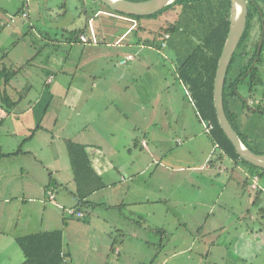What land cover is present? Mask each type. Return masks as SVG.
Segmentation results:
<instances>
[{
  "label": "crops",
  "instance_id": "1",
  "mask_svg": "<svg viewBox=\"0 0 264 264\" xmlns=\"http://www.w3.org/2000/svg\"><path fill=\"white\" fill-rule=\"evenodd\" d=\"M76 1L81 0H74V8H77ZM32 7L31 0L23 3L21 15L26 14L22 17L25 23L28 22L27 29H29L26 33L37 29L33 20L26 19L30 17ZM62 11L64 13L68 10L64 7L57 12L56 16L49 11L48 16L38 18L51 22ZM126 20L129 21L125 28L131 31H121V35L117 32L114 36V31H100L98 35L106 39L107 36L103 33L115 37L114 44L117 45L119 42L123 47L130 49L135 45V35L142 43L141 47L145 43L142 38H139L141 35L148 34L154 42L159 38L156 31L153 32L154 37L151 35V23H145L144 26L134 19L127 18ZM160 20L157 22H161ZM1 23L0 25H5ZM53 26L54 24L49 27ZM143 26H147V29L140 28ZM135 28L136 31H134ZM97 31H94V35ZM35 32H38L42 38H46V41L53 42L54 40L51 33L55 34V32L45 28L39 31L37 29ZM68 32L65 29L62 31L61 37L65 44L67 41L64 37ZM83 35L91 40L86 32ZM18 42L13 41L9 47L16 46ZM76 43L72 42L70 45ZM80 43L86 46L90 42ZM112 43L109 40L107 44ZM47 46L48 44L46 47L41 45L37 49L34 43L32 48L40 54L47 49ZM0 51H2L0 54L4 52L0 59L6 60L9 56L8 49ZM129 54L134 59V54L125 53L120 64H123V60H125L124 64L127 63ZM163 55L169 57L166 53ZM43 58L46 61L43 68L47 66L49 70L46 72L47 81L41 85L42 90L37 98L33 100L24 96V88L17 82L12 83V81H22L20 76L23 77V81L26 80L28 77L26 71L33 61L31 57V61L28 60L22 64L28 65L26 71L22 69L7 86V91L13 100L20 102L22 112L8 116L0 107V119H4L0 124V233L3 231L2 236L10 239L7 242L5 240L6 244L3 243L0 247V264H22L24 262V253L17 241L19 237L55 230L62 232L61 253L67 264H113L112 257L107 251L108 248L111 251L114 249V252L120 251L121 248L127 249L124 241L120 242L121 248L116 245L115 241L111 244L103 242V236L110 235L113 227L123 231L128 229L129 225L128 230H130L132 224L141 226V222L146 220L145 215L150 217V209L146 208L150 204L161 207L166 204L180 207L204 205L202 201H193L190 197H184L181 194V184H174L182 182L179 175L165 173L167 170L183 172L184 170L227 169V167H221L224 165L222 160H219L222 163L219 166L212 158L213 152H216L215 145L203 132L188 94H186L188 99L183 98L180 87L184 88V85L180 81H82V114H80L81 110L78 111V106L74 105L78 104L79 96L76 97L75 102H71L69 97L71 90H67L62 84L54 81L53 70L55 69L53 68L58 70L60 66L59 69H62L64 67L62 58L64 57L56 59L53 56L49 58L43 55ZM87 59L93 60L89 57ZM94 60L98 59L95 57ZM55 61L61 65L54 64ZM171 61L176 69L174 60ZM2 63L4 61L1 60L0 67ZM84 63L87 61L82 60V64ZM9 65L20 66L12 61ZM238 74L239 72L235 70L230 76L235 78ZM50 76L51 80H49ZM247 82L241 81L238 85L247 84ZM140 83L143 84L140 86ZM152 85L155 87L152 88ZM29 91L30 88L26 90L27 93ZM135 91L139 95H136ZM251 103L257 104L253 100ZM229 105L230 109L237 114L241 132L256 143H264V116L249 112L244 108L240 99L229 97ZM73 113L76 119H78V114L80 118L82 117L81 130H71ZM120 115L123 119L118 126L115 120ZM67 139L85 146L92 168L102 177L106 185L105 188L88 196L85 199L87 205L82 207H76L77 199L74 194H76L77 186L68 157ZM60 142L62 146L58 145ZM203 144H205V150ZM173 145L180 147L178 154L173 150ZM199 155L200 157L195 160ZM190 159L193 160L188 161ZM229 163L233 164L231 160ZM152 167L154 168L152 174L144 176V171ZM237 167L244 170L245 176L248 173L251 175L246 166L238 164ZM212 176L215 177V175ZM220 177L200 175L193 181L209 178L212 185ZM228 180H224V186L238 182L232 177ZM260 180L261 176H257L258 188L253 189L255 192L248 199L249 203L259 205L257 206L258 212L263 209L264 204V199L261 200L264 188L259 184ZM245 182L246 180L244 184ZM247 184L249 181L245 185ZM213 187L214 185L210 189ZM49 190L52 191L53 198L48 196ZM202 192L199 191V193ZM220 192L221 188L218 191L214 190L210 204H206V210H208L206 222L210 220V212L215 216L218 202L227 203V200L219 201L215 198V194L217 197L221 195ZM71 208L81 211L83 218L70 214L68 210ZM219 208L221 206L216 209L220 211ZM26 209L31 216H27L22 221L20 216ZM39 211L45 215H42L43 218L40 220H38ZM245 213L250 214L248 210ZM136 214L138 215L135 220L134 215ZM32 215L36 218L33 220L35 223L30 219ZM154 225L157 230L161 229L160 224ZM223 225L225 227V224ZM96 226L100 229L98 232L95 230ZM220 229L223 227L221 226ZM237 241L243 243L242 239H236ZM229 246L233 247L231 244ZM254 256L257 255L254 254ZM226 257L224 260L231 264H243L249 259L236 248L229 249ZM166 259L164 257L162 261Z\"/></svg>",
  "mask_w": 264,
  "mask_h": 264
},
{
  "label": "rangeland",
  "instance_id": "2",
  "mask_svg": "<svg viewBox=\"0 0 264 264\" xmlns=\"http://www.w3.org/2000/svg\"><path fill=\"white\" fill-rule=\"evenodd\" d=\"M24 2H26V0H0V23H5V25H0V50L8 49L9 53L8 58L6 60L3 59L4 63L8 64L7 66H12L9 65L12 61L15 65H20L21 67L24 62L30 60L31 57L33 58L30 66L25 65L23 68V70L26 71V66H28V70L26 71L28 77L26 80L23 81V77L20 76L22 81H12V83L17 82L24 88V96L35 100L38 94L41 93V85L47 81L46 72L49 69L47 66L43 68L46 63L43 55L45 57L49 56V58L53 56L56 59L64 57L62 58L64 67L59 69V66L58 70L53 68L55 69L53 70L55 75L54 81L62 84L67 90H71L69 94L71 102H75L77 99L76 97L79 96L78 104L74 105L78 106V111L81 110L80 114H82V81H178L176 78V69L171 61L174 60L176 67V56L173 51L165 46V33L168 32L166 30L173 28L171 24L177 19L179 9H171L166 13L160 14L157 18L136 20L139 21L141 25L144 24V26L151 23V35L154 37L153 32L156 31V33L158 32L159 38L154 42L152 38L148 37V34H143L139 37L145 42L143 43V47H141L142 43L138 41L135 35V45L130 49L123 47L119 42L117 45L114 44L115 37L114 39L108 36V34L103 33V35L107 36L106 39L98 35L100 31H114L113 36L115 34L117 35V32L121 35V31H131V29L125 28L127 26L126 23L129 21L126 19H130L131 17L116 13L107 6L101 4L98 0L76 1L77 8H74V0H31L33 7L30 9V17L26 19L33 20L38 31L45 28L51 32H55V34L51 33V37L54 38L51 44L46 41V38H42L38 32H35L37 29H35V31H30L32 34H30V32L26 33L29 31V29H27L28 22L25 23V19H23V15H21ZM64 7L68 11L70 9L69 14H66L65 18H63L64 20L59 18L61 14L64 16L62 12L51 22L47 21V19L38 18L40 16H48L49 11L53 16H56L57 12ZM84 11L90 16L86 27V33L93 41L91 42V40L86 37L88 42H90L87 43L86 46H83L80 42L73 45L65 44L61 37L62 31L64 29L66 31H71L83 27L86 21ZM119 17H121V19H119ZM160 17L164 18L166 21L160 20ZM158 20L161 21L159 22L161 24L157 22ZM59 23H63V26L62 24L57 26ZM52 24H54V28L49 27ZM144 26L140 28L147 29V26ZM95 30L98 31L95 32L94 35ZM136 30L135 28L134 31ZM109 40L113 43L108 45L107 43ZM13 41L19 42L16 46L9 47ZM34 43L37 49L41 45L49 44V46H47V49L43 53L38 54L37 51L32 48L34 47ZM262 49L261 60L257 63V68L259 70L258 79L256 78V81L261 82L256 85V92L253 96V102L257 104L262 103L264 99V35ZM1 52L2 51H0V53ZM243 52L244 47L238 50L239 58L235 63L236 65L233 72L247 65L242 58ZM3 53L0 54V58L3 56ZM125 53L134 54V59L133 56L129 54L132 58L128 59L129 55H127V63L124 64L125 60H123V64H120V60L124 57L123 55H125ZM164 53L169 55V57H164ZM240 54L242 55L240 56ZM88 57L93 60H88ZM95 57L98 60L95 61ZM82 60H86L87 63L82 64ZM53 63L61 65V63H57V61ZM49 78V80L52 79L51 76ZM142 84L143 83H140V86ZM152 84H154V82ZM154 87L155 86L152 85V88ZM238 87L242 95H248L249 88L247 84H241ZM28 88H30L29 93L26 92ZM184 88L180 87V91L183 98L186 99L187 91L184 90ZM138 90L142 91L141 88H138ZM94 93L93 89V94ZM135 94L139 95L136 91ZM99 102L101 103V99ZM24 103H26V101ZM96 105L99 106L100 104ZM74 115L73 113L72 123L70 125L71 130H81L82 117L80 118L78 114V119H76V115ZM122 119L123 117L120 115V117L115 120V124L117 122L118 126H120ZM192 127L193 124L191 128ZM201 127L203 130L202 125ZM248 138L252 148L264 153V143H256L250 139V137ZM58 145L62 146L63 144L60 142ZM203 147L205 150V144H203ZM179 149V146L173 145V150L176 151V154L180 152ZM201 150L200 148V152ZM199 157L200 155L196 157L195 160ZM212 158L219 166L223 163L224 165H221V167L224 166L227 167V169H205L202 171L184 170L183 172H170L167 170L165 172L179 175L182 182H176L174 184H181V194L184 197H190L193 201H202L204 205L198 207H180L166 204V206L163 205V207H161L159 205L153 206L150 204L149 207H146L150 209V217L144 214L146 220L141 222L142 224L140 225L142 227L137 224H132L130 230H128L130 227L129 225L128 229L123 231L113 227L111 231L112 234L110 233L108 236H103L104 243L109 242V244H111L112 241H115L117 242L116 245L121 248L120 242L122 243L124 241L127 247L126 250L121 248L120 251L117 250V252H114V249L111 251V249L108 248L107 251L112 257L113 264H231L224 259L227 258V251L235 248L239 249L249 258L243 264H264V204L263 211L258 212L259 205H257V207L248 201L255 192L253 189L256 187L254 188L253 184H256L257 179L251 176L248 171L246 173L249 175L247 174L245 176L244 170L237 166L233 167L228 159L220 163V161L217 160V151L215 153L213 152ZM191 160L193 159L188 161ZM153 170L154 168L152 167L144 171L143 175H150ZM200 175L213 178L218 176L221 177L215 180V183L212 184L214 185L213 189H210L212 185L209 178L207 180L193 181ZM212 175H215V177ZM231 177L238 182L235 181V183H229L227 186H224V180L229 181L228 178L230 179ZM245 180H248L249 184L245 185ZM259 184L264 188V175L261 176ZM220 188L221 195L217 197L215 194V198L219 201L227 200V203L218 202L216 208L221 206V208H219L220 211L215 208V216L210 212V220L206 222L207 219L205 218L208 216L206 204H210V200L213 198V191H218ZM199 191H203L204 193H199ZM207 196H209V198ZM262 199H264L263 193L261 194V200ZM247 210L250 212L249 215L245 213ZM42 215L45 216L42 211H39L38 220L43 218ZM137 215L138 214L134 215L135 220L137 219ZM27 216H31V214H29L26 209L20 217L23 221ZM30 219L31 221L36 220L34 215H32ZM33 223L35 222L33 221ZM154 224H160L161 229L157 230ZM223 224H225V227ZM221 226L223 229H220ZM95 230L98 232L100 229L96 226ZM2 232L0 233V247L5 243V240L6 242L10 240L6 236H2ZM236 239H242L243 243L241 244L239 241L236 242ZM212 241H214V245H212ZM207 243L210 244L204 246ZM229 243L233 245V247H230ZM17 250L20 251L18 248ZM254 254L257 256H254ZM164 257L167 258L166 261H162Z\"/></svg>",
  "mask_w": 264,
  "mask_h": 264
},
{
  "label": "trees",
  "instance_id": "3",
  "mask_svg": "<svg viewBox=\"0 0 264 264\" xmlns=\"http://www.w3.org/2000/svg\"><path fill=\"white\" fill-rule=\"evenodd\" d=\"M251 5L252 8L247 16L246 29L228 66L223 93L226 115L242 142L248 147H251L248 141L249 138L239 129L237 114L230 109L229 97L240 99L244 108L249 112L264 116V99L260 104L251 103L256 92V85L261 82L256 81L259 73L257 65H254L251 70L249 69L256 57V47L258 44L256 40L252 42V55L247 65L238 68L239 74L235 78L230 76L239 58L238 50L245 47L244 41L248 36L250 21L257 14L256 6L253 4ZM171 9L179 10L177 19L171 24L173 28L166 30L168 32H166L165 35L168 34V37L165 39V46L173 51L176 56V78L187 90V94L198 115L199 123L202 125L203 122H207V124H211L212 126L208 132L203 128V132L209 136L212 144L215 145L217 160H231L233 162V167L238 166V164L246 166L251 176H262L264 174L263 168L256 167L246 162L237 154L233 144L225 135L218 122L214 107L213 83L218 60L229 31L231 1L175 0L158 12L147 16L115 12L129 16L134 20H141L143 18H157L160 14L166 13ZM84 15L86 20L85 25L82 28L69 31L67 33L68 35L66 34V37H64L67 41L66 44L70 45L72 42H83L80 36L81 34H85L87 23L90 19L88 13ZM59 18H63V14H61ZM160 19L164 20L162 17H160ZM165 21L166 20H164V22ZM51 42L49 43L51 44ZM42 47H46V45H42ZM241 55L242 54H240V56ZM1 60L3 61V59H0V61ZM25 65L26 64L21 67H13L2 63L0 67V107L8 116L13 114L18 115L23 110V108L20 107V102L13 100L9 95L7 86L10 80L22 71ZM248 72L249 75L247 76H249V81L247 82V86L249 91L248 95L244 96L239 92L238 84L243 81L244 76H246ZM3 121L4 119L1 118L0 124ZM66 147L70 166L74 175V181L77 186L76 194H74L77 199L76 207H82L87 205L85 199L88 196L105 188L106 185L102 177L92 168L84 145L67 139ZM247 181L248 180H246L245 184ZM257 188L258 187L255 189ZM254 203L257 204L256 202ZM260 210L263 211V209ZM83 216L81 218H83ZM17 241L25 256V260L22 264H67L64 255L61 253L63 248L61 231L55 230L22 236L19 237Z\"/></svg>",
  "mask_w": 264,
  "mask_h": 264
},
{
  "label": "water",
  "instance_id": "4",
  "mask_svg": "<svg viewBox=\"0 0 264 264\" xmlns=\"http://www.w3.org/2000/svg\"><path fill=\"white\" fill-rule=\"evenodd\" d=\"M109 9L124 14L147 16L154 14L175 0H98ZM229 31L220 54L214 77L213 99L218 122L225 135L233 144L237 154L246 162L264 169V153L246 146L230 123L224 109V84L228 66L241 40L247 23L248 6L246 0H230ZM63 23H59L61 25Z\"/></svg>",
  "mask_w": 264,
  "mask_h": 264
},
{
  "label": "flooded vegetation",
  "instance_id": "5",
  "mask_svg": "<svg viewBox=\"0 0 264 264\" xmlns=\"http://www.w3.org/2000/svg\"><path fill=\"white\" fill-rule=\"evenodd\" d=\"M246 2L248 6V14L250 12V9L252 8L251 4H253L257 8V14L250 21L249 32H248V36L246 40L244 41L245 47H244V52L242 53L243 61H245L244 63H247L252 55V50H251L252 42L255 40L258 42L257 47H256V57L254 61L252 62V66L249 68L251 70V68L254 65H257V63L260 62L261 54L263 50L262 47H263V35H264V0H246ZM69 11L64 12L63 18H65L66 14H69ZM246 26H247V23H246ZM247 75H249V72L246 73V76H244L243 81H249V76Z\"/></svg>",
  "mask_w": 264,
  "mask_h": 264
},
{
  "label": "built area",
  "instance_id": "6",
  "mask_svg": "<svg viewBox=\"0 0 264 264\" xmlns=\"http://www.w3.org/2000/svg\"><path fill=\"white\" fill-rule=\"evenodd\" d=\"M23 16H26V14L24 13L23 14ZM81 37V40L83 41V42H88V40H87V38H86V36L85 35H81L80 36ZM168 37V35L166 34V37L165 38H167ZM130 58H132V56L131 55H129L128 56V59H130ZM202 125H203V128L205 129V131L206 132H208L210 129H211V124H207V122H203L202 123ZM255 179H257V176H253ZM253 187L255 188V187H257V185L256 184H253ZM48 195H49V197H51V198H53V193H52V191H48ZM68 212L70 213V214H73V215H76L77 217H82L83 216V213L81 212V211H75L74 209H69L68 210Z\"/></svg>",
  "mask_w": 264,
  "mask_h": 264
}]
</instances>
